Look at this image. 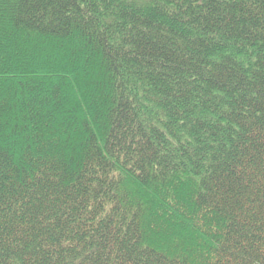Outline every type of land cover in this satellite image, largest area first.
Wrapping results in <instances>:
<instances>
[{
  "label": "trees",
  "instance_id": "16d2710c",
  "mask_svg": "<svg viewBox=\"0 0 264 264\" xmlns=\"http://www.w3.org/2000/svg\"><path fill=\"white\" fill-rule=\"evenodd\" d=\"M0 264H264V0H0Z\"/></svg>",
  "mask_w": 264,
  "mask_h": 264
}]
</instances>
